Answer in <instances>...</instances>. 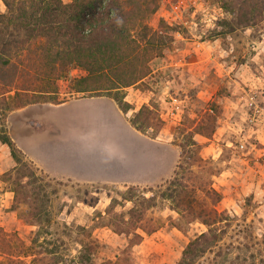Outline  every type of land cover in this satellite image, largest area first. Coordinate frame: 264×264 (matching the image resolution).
Returning <instances> with one entry per match:
<instances>
[{
  "label": "rangeland",
  "instance_id": "obj_1",
  "mask_svg": "<svg viewBox=\"0 0 264 264\" xmlns=\"http://www.w3.org/2000/svg\"><path fill=\"white\" fill-rule=\"evenodd\" d=\"M8 1L0 0V29L12 42L9 63H0L2 143L11 105L99 94L77 91L92 73L68 62L70 36L41 31L76 0ZM247 4L237 14L233 0H126L125 45L95 78L141 76L121 86L133 106L125 116L141 112L142 131L173 144V170L138 183L54 178L18 151L24 162L0 172V264H179L210 229L194 264H264V15L247 23ZM47 7L56 10L30 35L25 26L40 24ZM172 95L183 101L176 113ZM71 107L48 112L69 117ZM93 135L88 142L114 143Z\"/></svg>",
  "mask_w": 264,
  "mask_h": 264
},
{
  "label": "crops",
  "instance_id": "obj_2",
  "mask_svg": "<svg viewBox=\"0 0 264 264\" xmlns=\"http://www.w3.org/2000/svg\"><path fill=\"white\" fill-rule=\"evenodd\" d=\"M70 104L74 112L69 117L48 112V107L64 109ZM124 111L114 96L99 93L59 104H28L12 110L6 125L22 154L54 178L136 183L135 178L161 180L168 176L174 166L171 161V169L166 171L168 160L173 159V144L146 135ZM93 134L103 139L109 134L114 143L88 142L87 137L96 139ZM16 162L11 147L0 142V172L10 170Z\"/></svg>",
  "mask_w": 264,
  "mask_h": 264
},
{
  "label": "trees",
  "instance_id": "obj_3",
  "mask_svg": "<svg viewBox=\"0 0 264 264\" xmlns=\"http://www.w3.org/2000/svg\"><path fill=\"white\" fill-rule=\"evenodd\" d=\"M76 1L72 4L61 6L63 7V9L61 10L62 13L56 15L51 21H49V24H47L46 27L43 26L41 31H53L57 34V36L59 35L58 37L68 34L70 36V39H67L66 43L72 46V50L76 52L75 55H71L68 62L72 63L75 59H77L79 63L86 64L89 67L92 75L85 76L78 80L80 82H78L77 84V91L97 93H102L103 91H112L114 92V97L118 100L121 107L124 110H128V108L132 107V105L124 100V96L121 92L123 89L121 88V86L122 84L124 86H129L133 83H136L141 78V76H133L131 78L127 77L125 79H122L121 82L115 81L112 82V84H97L99 78H95L99 69L105 70L109 68L105 63L109 62L110 60H114L115 56L118 58V48H122L125 45L124 40H126V29L124 27L126 22L124 21V19L126 18L125 15L128 12L125 9L126 0H108L105 3V0H81L82 2L78 3L79 8H75V13L72 15L69 13L68 8H71V6L76 3ZM233 1L238 9V11L236 12L237 14H241L242 4L248 3L246 12L244 14L247 23H256V19H258L259 16L264 15V0ZM236 1L239 3V6L236 4ZM6 2L11 8V2L8 0H6ZM40 6L41 4H39V7ZM248 6L250 7L248 8ZM41 7L44 8V5H42ZM51 10L56 9H54V7H47L42 16L39 18L41 20V23L37 25V23L35 22V27L26 25V31H28L30 35L35 33L37 27H39L43 23L48 12H50ZM112 11H114L115 14H112ZM32 15H34V13ZM19 17L25 18L26 16L21 15ZM4 18H6V15L0 14L1 22L4 21ZM21 23L22 22H19V27L23 25ZM7 34L8 28L6 30H4L3 28L0 29V63L2 65H6L7 63H9V58H6L5 54L10 51L12 45V42L6 37ZM18 34L20 35V33ZM56 57L59 58L58 54ZM122 61H124V59ZM120 62L121 60L117 59L116 62L112 63L115 67L116 64L119 65ZM96 63L100 65L97 66ZM93 74L95 75L93 76ZM29 103H31L29 100H22L14 106L11 105V108H20L28 105ZM144 109H148V106ZM141 111L144 112L143 109ZM140 114L141 112H138L136 120H134L135 123H138L139 119L137 117ZM3 142L9 144L16 161L23 163L24 159L22 160L19 155V153L22 152L9 133L4 134ZM15 169H17V167H15ZM212 232L213 230L210 229L209 232H204L201 235L197 236L194 240L190 241L184 251L183 258L179 262V264H194L196 256L200 252H203L206 248L207 243L210 242ZM214 237H216L215 233Z\"/></svg>",
  "mask_w": 264,
  "mask_h": 264
},
{
  "label": "built area",
  "instance_id": "obj_4",
  "mask_svg": "<svg viewBox=\"0 0 264 264\" xmlns=\"http://www.w3.org/2000/svg\"><path fill=\"white\" fill-rule=\"evenodd\" d=\"M169 104L171 105L172 113H176L177 111H179L181 109V106L183 105V101L178 96L172 95L170 97Z\"/></svg>",
  "mask_w": 264,
  "mask_h": 264
}]
</instances>
